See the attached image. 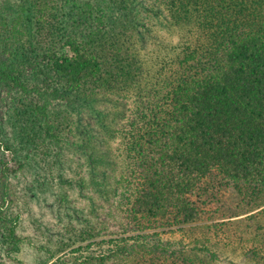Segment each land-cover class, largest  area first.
Instances as JSON below:
<instances>
[{"label":"trees","instance_id":"trees-1","mask_svg":"<svg viewBox=\"0 0 264 264\" xmlns=\"http://www.w3.org/2000/svg\"><path fill=\"white\" fill-rule=\"evenodd\" d=\"M165 29L170 46L156 37ZM3 89L17 101L0 125V264L26 242L18 200L53 206L45 194L67 162L97 172L108 205L90 235L110 238L74 248L46 227L39 264H219L209 243L165 234L201 221L208 193L264 195V0H2ZM112 102L89 128L87 111ZM111 140L124 144L117 156ZM94 244L105 249L87 253ZM244 257L264 264V237Z\"/></svg>","mask_w":264,"mask_h":264},{"label":"rangeland","instance_id":"rangeland-1","mask_svg":"<svg viewBox=\"0 0 264 264\" xmlns=\"http://www.w3.org/2000/svg\"><path fill=\"white\" fill-rule=\"evenodd\" d=\"M156 37L160 38L162 44H167L168 46L177 39L166 33V29ZM156 44V40L152 43L149 41L143 53L155 57ZM116 98H119L123 102H128L129 108H131L134 102L133 98L130 99L125 94H118L115 96ZM15 101L17 100L14 92L7 89L0 91V125H4V129L8 125L10 108L13 107ZM112 104L113 102L105 103V105L101 106L98 105L96 111L91 112L88 110L86 114L89 116L88 127L90 128L93 124L97 128V116L100 112L102 115H109L107 113L108 110L114 111ZM106 147L109 154L117 156L119 155L118 149L122 151L124 144L118 140H111L110 144L106 143ZM71 149H74V146L69 147L67 145L63 152L69 155L70 151L73 152ZM125 158L126 154L121 158L119 157L116 161L119 172L122 171V166L126 162ZM78 160L82 163L79 157ZM64 167L68 168L65 178L62 179L61 176V179H56L50 183L56 198H49L50 194H45L48 197L46 202L54 204L53 206L42 208V206L36 205L34 202L31 203L30 200L31 205L27 209V199L21 198L18 200L16 207L22 214L20 232L25 235L26 242L22 252L18 255V260H9L6 261V264H39L44 259V256H47V252L42 247L48 244L47 232H43V229H47L46 227L53 228L52 230L56 228L57 232H61L60 236L54 237L55 240L57 238L59 240L62 238L69 240L70 237L78 239L74 248L79 245H88L90 242L100 241L102 238H110L107 234L101 237H92L90 235L91 233H96L99 222H101L98 217L100 204L104 207L108 205L96 190L97 185L94 183L92 176L94 175L93 172H97L93 169V165L90 164L86 167L78 168L77 161L75 160L73 163H65ZM48 169L46 167V172ZM51 170L54 173H58L57 167ZM83 171L84 174L82 173ZM22 180L26 182L29 179L22 177ZM17 182L18 180H15L16 187L21 196L22 193L19 188L22 183H18V186ZM40 198L45 203V197L41 195ZM204 198L206 199V206L201 221L184 228V230H178L174 236L172 234H165V236H171L177 240L183 239L190 244V248L195 243H209L221 256L219 264H250V261L245 259L244 252L249 246L255 244L259 238L264 237V195L257 198L245 189L241 192L232 186H226L221 188L220 191H214L213 194L208 193ZM62 206H67L64 212L61 210ZM52 212H55L58 218L52 216ZM60 217L61 219H59ZM58 224L60 225L58 226ZM259 226L263 227L260 231L257 230ZM93 227L94 229L92 230ZM256 231L262 233L260 234L261 236ZM72 248L67 249L61 254L67 253L65 259L68 262H73L75 259V255L70 253ZM102 249H105V246L100 247L94 244L87 253L91 251L98 253ZM19 260L21 263H19Z\"/></svg>","mask_w":264,"mask_h":264}]
</instances>
